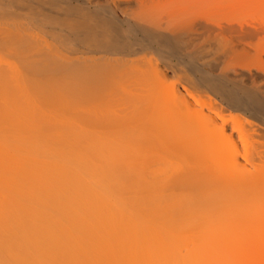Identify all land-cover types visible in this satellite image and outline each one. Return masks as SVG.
I'll list each match as a JSON object with an SVG mask.
<instances>
[{"label": "bare ground", "instance_id": "bare-ground-1", "mask_svg": "<svg viewBox=\"0 0 264 264\" xmlns=\"http://www.w3.org/2000/svg\"><path fill=\"white\" fill-rule=\"evenodd\" d=\"M238 222L264 0H0V264H223Z\"/></svg>", "mask_w": 264, "mask_h": 264}, {"label": "rangeland", "instance_id": "rangeland-1", "mask_svg": "<svg viewBox=\"0 0 264 264\" xmlns=\"http://www.w3.org/2000/svg\"><path fill=\"white\" fill-rule=\"evenodd\" d=\"M228 199H226V200H228ZM230 203H231V201H230ZM241 217L242 216L239 217L240 219L235 218V220L240 221L243 219L246 221L245 218H248L245 216L244 218L241 219ZM240 222H238L236 225V226H238V224H240L238 227L235 226V230L236 229H238V230L233 231V232L230 231L231 233L229 232L228 235L225 237V240L227 242H229V243H226L225 246L228 247V245H230L233 242V239H234V243L231 246H229L228 248L224 247V249L222 251H224L226 248L227 249L224 251V253H222V255L219 254L223 259L219 255H217L216 258L222 260L223 264H264L263 263L264 262V256H262V254H264V248H263L264 247V243H263L264 242V231L261 232V230H259L260 229L259 225H250V224L248 225L247 224L248 225L247 226L246 223H243V222L240 223ZM235 224H236V222L233 225H235ZM241 224H244V226L243 225L241 226ZM241 227H243V229ZM248 227H251V228H248ZM230 234L232 235V237L230 236ZM233 234L235 235L236 240L233 237ZM256 237H257V239H256ZM230 239L232 240V242L228 241ZM251 239L254 240L255 242H257V241L258 242L255 244V243H253L254 241H250ZM262 240H263V242H262ZM249 241L252 242L253 244L252 243L249 244ZM248 245H250V246H248ZM262 245H263V247H262ZM246 247H250V248H246ZM252 247H254L255 251H253L254 249L252 250ZM247 250L250 252H253V253H249V252L247 253Z\"/></svg>", "mask_w": 264, "mask_h": 264}]
</instances>
